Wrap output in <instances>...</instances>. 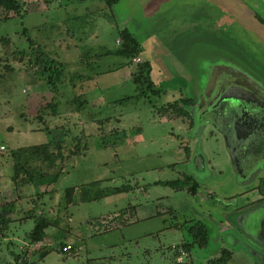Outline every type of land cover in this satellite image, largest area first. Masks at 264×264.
Segmentation results:
<instances>
[{"label":"rangeland","instance_id":"374dc122","mask_svg":"<svg viewBox=\"0 0 264 264\" xmlns=\"http://www.w3.org/2000/svg\"><path fill=\"white\" fill-rule=\"evenodd\" d=\"M23 3L21 14L0 10V211L13 201L17 217L1 239L0 264H209L222 248L232 251L226 264H264L261 218L245 216L259 176L248 184L224 170L226 150L213 127L202 134L205 151L223 172L197 178V194L166 183L194 173L184 164L200 145L178 113L181 99L198 97L224 65L264 72V0ZM124 28L143 46L131 61L115 54ZM36 50L60 66L57 89L39 74ZM149 60L160 95L143 92L144 79L134 82L138 64ZM51 141L19 168L30 183L17 194L14 150ZM97 180L90 192L97 199L66 206V187ZM122 185L133 188L106 195ZM40 215L56 223L33 244L26 234ZM197 221L207 224L210 242L184 249L180 261L174 247L192 239Z\"/></svg>","mask_w":264,"mask_h":264},{"label":"flooded vegetation","instance_id":"af4514ba","mask_svg":"<svg viewBox=\"0 0 264 264\" xmlns=\"http://www.w3.org/2000/svg\"><path fill=\"white\" fill-rule=\"evenodd\" d=\"M191 17H193L191 15ZM218 24L221 26H228L225 15L219 14L216 18ZM195 22H199L198 19ZM151 62V60H149ZM235 64V65H234ZM234 66L224 65L223 69H219V73L216 74L215 70L207 77L206 84L200 94V100L190 104L195 106L196 116L202 119L204 125L207 128L213 127L215 130L210 129L211 135L217 131L225 144L227 140L230 147H225L227 152H231L233 157L238 155L240 158V167L234 161L233 157L231 161L235 169L234 172H238L239 175H243L242 182L252 181L255 176L258 178V182L255 184V188L250 190L256 194L257 198L252 201L251 206L246 210L245 216L257 218L260 216V224L262 227L259 230L260 236L264 237V72L257 71L255 76L251 74L249 68L245 66L233 63ZM237 65V66H236ZM219 68V67H218ZM221 70V71H220ZM254 73V72H252ZM247 88V89H245ZM245 89V91H243ZM239 92L246 94L247 99L242 102L232 103V99L221 100L220 98L225 94ZM253 93L249 95L250 92ZM218 94V97H217ZM220 102L217 104L216 99ZM256 100H255V99ZM193 99V98H192ZM240 103V104H239ZM232 109V114L228 113L227 108ZM189 112V110H188ZM189 122L187 123L189 128H193L194 114L189 112ZM229 114V115H228ZM211 123H214L213 126ZM208 124V125H206ZM211 126V127H210ZM217 135V134H216ZM191 148L187 152V160L191 157ZM231 155V154H230ZM225 160H227V153L225 152ZM189 160L186 164H190ZM192 163V162H191ZM194 172H223L222 169L217 170L214 164L209 159L206 161L200 159L197 163H192ZM210 165V168L208 166ZM238 166V167H236ZM195 167V169H194ZM260 225V226H261ZM224 249V248H222Z\"/></svg>","mask_w":264,"mask_h":264},{"label":"trees","instance_id":"16d2710c","mask_svg":"<svg viewBox=\"0 0 264 264\" xmlns=\"http://www.w3.org/2000/svg\"><path fill=\"white\" fill-rule=\"evenodd\" d=\"M107 4V6L112 7L114 4H116L119 0H104ZM23 0H0V10L5 11L6 13L14 12L15 14H21L23 9ZM7 17V16H6ZM3 18V16L0 14V20ZM8 18V17H7ZM259 20L264 23V19L259 17ZM33 43V41H32ZM143 50L142 44L140 40L133 34L132 31H130L128 28H124L120 31V47L116 50L115 54L121 55L128 59V61H131L136 56L140 55L141 51ZM36 60L39 62L41 69H39V74H42L48 82V85L53 88L57 89L58 81L61 79V68L58 66L57 62L54 60H50L48 56H45V54L40 51L37 52L36 50ZM1 59V58H0ZM1 61V60H0ZM1 64V62H0ZM138 69L136 73L133 74L134 76V82L136 84H140L141 80L144 79V81L149 84L144 88L141 87V90L143 89V92H151L152 94L160 95V92L162 91L160 87H157L154 82L149 81L150 73L152 71V64L150 61H145L143 63L138 64ZM143 82V81H142ZM182 105L178 107V113L181 115L189 116V112L186 108L187 105H190L194 101V99L186 97L182 98ZM177 104V103H176ZM186 104V106H185ZM53 141L48 142L46 144H35L30 146H24L21 148H18L14 150L13 156L15 163L17 165L16 172H14V175L12 176V180L15 185H20V183H24L27 180V172H20V167H25L28 165L36 155H40V150L42 147H48L52 145ZM189 151V150H187ZM26 177V178H25ZM38 177V176H37ZM33 175L32 178H34V182L39 184V182H36L35 179L37 178ZM39 178V177H38ZM57 178L56 175L51 177V182L55 181ZM50 182V183H51ZM101 183V180L93 181L89 183L87 186L83 185L82 187L79 186H69L66 187L64 190L65 193V204L66 206L75 205L79 201H93L94 199H97L98 197L90 195V192L92 189ZM168 185H174L179 186L181 188L187 187L188 190L196 194L199 190V183L192 177V176H184V178L178 179V180H171L166 182ZM133 187L131 185H122V186H115L112 188L106 189V195H110L112 193H123L130 191ZM78 191V192H77ZM79 193V195H77ZM15 203L13 201L9 202H3L2 209L0 211V243L1 239L5 235V230L7 225L12 221L11 220V212L12 207H14ZM122 212L117 215L116 217L122 216ZM56 219H50L47 216H38L35 219V226L32 230L27 232L26 236L28 240L31 243H38L43 241L46 235V229L51 225L53 222L54 224ZM189 234L192 236L191 240H185L183 244L179 246H175L179 252L181 248L190 250L195 245H198L200 247H204L208 244L209 241V230L207 226L201 222L197 221L194 224L189 226ZM48 252H43L41 255L44 257L46 256ZM42 256V257H43ZM232 256V251L229 248H224L221 250V254L216 257L209 260V264H226ZM43 257V258H44ZM21 264H37L36 262H27L25 260H21ZM182 264L181 262H178Z\"/></svg>","mask_w":264,"mask_h":264},{"label":"water","instance_id":"95a60500","mask_svg":"<svg viewBox=\"0 0 264 264\" xmlns=\"http://www.w3.org/2000/svg\"><path fill=\"white\" fill-rule=\"evenodd\" d=\"M141 42V41H140ZM141 44H142V42H141ZM142 48H143V46H142ZM151 64H152V62H151ZM152 68H153V64H152ZM245 89H247V88H245ZM245 89L243 90V91H245ZM248 92H250V91H248ZM200 94H202V91L200 92ZM250 94H252L253 95V93L252 92H250L249 93V95ZM217 97H218V94H217ZM190 98H193L195 101H199L200 100V95L198 96V97H195V96H191ZM216 99V98H215ZM221 100H229V99H232V105L233 104H235L234 102H242L243 100H246L247 99V96H246V94H241V93H239V92H235V93H229V94H225L224 96H222L221 98H220ZM220 99L219 100H217L216 99V101H217V104L220 102ZM255 99V98H254ZM256 100V99H255ZM199 104V103H198ZM198 104H196L195 106L197 107L198 106ZM240 104V103H239ZM195 106H191V105H187L186 107H187V110H189V112H191V113H195L194 114V116H195V121H196V123H195V125H194V127L192 128V131L194 132V136H196L194 139H195V141H197V143L198 144H200L199 145V147L198 148H196V149H192V155H191V162L192 163H197V162H199L200 161V159H204V157H205V159H206V161H208L209 160V158H208V156H207V153H206V151H205V146H204V138H203V136H202V134L207 130V127L204 125V122H202V119L200 120V118L201 117H197L196 115V112H195ZM234 106V105H233ZM228 110V113L231 115L232 114V109L229 107V108H227ZM228 114V115H229ZM213 126H215V124L214 123H211ZM206 125H208V124H206ZM225 144H226V146H227V148H229L230 149V147H229V145H228V142H227V140H225ZM226 146H224V147H226ZM225 150H226V148H225ZM226 153H227V163H226V165H225V168H224V170L226 171V172H234V170L233 169H235L234 168V166H233V163H232V161H231V158L233 157V155H232V153L231 152H227V150H226ZM231 154V155H230ZM233 159H234V161L239 165V167H240V158L238 157V155L236 156V155H234V157H233ZM190 162V164H184L185 165V172H194L193 170H192V168H193V164ZM208 166H209V168H210V165L208 164ZM236 167H238V166H236ZM194 169H195V167H194ZM196 170V169H195ZM235 173H237L238 174V172H235ZM205 174H208V175H210L211 174V172H194V173H191V174H188V175H190V176H192L196 181H197V178H199V179H202V177H203V175H205ZM198 182V181H197ZM199 183V182H198ZM243 183H248L249 184V181L248 182H243ZM200 185V184H199ZM201 222H203V221H201ZM206 226H207V224L205 223V222H203ZM207 228H208V226H207ZM208 230H209V228H208ZM209 242H210V231H209V241H208V244H209ZM207 244V245H208Z\"/></svg>","mask_w":264,"mask_h":264},{"label":"crops","instance_id":"0c3cea01","mask_svg":"<svg viewBox=\"0 0 264 264\" xmlns=\"http://www.w3.org/2000/svg\"><path fill=\"white\" fill-rule=\"evenodd\" d=\"M196 1H200V0H196ZM203 1L208 2L209 0H203ZM222 1L224 2V4H226V1H227V0H222ZM215 2L218 3V4H220L221 0H215ZM221 4H222V3H221ZM222 5H223V4H222ZM190 150H191V152H192V148H191ZM184 176H190V175L185 174ZM29 183H30V181H26V182H24V183L22 182V183H20V185H18V186L14 184L13 186H14L15 192H16L17 194H20V193H21V192H20L21 190H24V189H26L27 187H29ZM34 183H35V182H34ZM34 185L37 186V187L40 186V184H38V183H37V184L35 183ZM189 192H190V191H189ZM198 192H199V190H198ZM198 192H197V193H198ZM197 193H196V194H197ZM18 197H19V196H17L16 198H18ZM15 212H16V211H14V212H12V213L10 214V216H13V217H14L13 219H17V217L14 216ZM120 213H121V212H118L117 215H119ZM181 250H184V248H181V249H180V252H181ZM184 251H185V250H184ZM186 254H187V252L185 251V254H183V255H186ZM178 258H179L180 261L183 260L182 253H181V255H180ZM181 263H182V262H181Z\"/></svg>","mask_w":264,"mask_h":264},{"label":"built area","instance_id":"2783aa9c","mask_svg":"<svg viewBox=\"0 0 264 264\" xmlns=\"http://www.w3.org/2000/svg\"><path fill=\"white\" fill-rule=\"evenodd\" d=\"M71 248H72V246L69 244V245H67V246L64 247V250L65 251H69ZM181 253L183 255V254H185V251L184 250H181Z\"/></svg>","mask_w":264,"mask_h":264}]
</instances>
